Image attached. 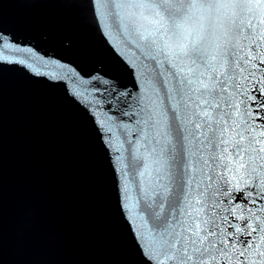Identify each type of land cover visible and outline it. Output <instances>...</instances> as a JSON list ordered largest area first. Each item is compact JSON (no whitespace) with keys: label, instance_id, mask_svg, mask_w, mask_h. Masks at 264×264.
<instances>
[{"label":"snow or ice","instance_id":"obj_1","mask_svg":"<svg viewBox=\"0 0 264 264\" xmlns=\"http://www.w3.org/2000/svg\"><path fill=\"white\" fill-rule=\"evenodd\" d=\"M86 6L131 83L2 27L0 80L15 69L62 89L92 121L140 264H264V50L252 47L264 45V17L242 25L241 45L209 54L191 40L169 46L164 21L137 12L146 0Z\"/></svg>","mask_w":264,"mask_h":264},{"label":"water","instance_id":"obj_2","mask_svg":"<svg viewBox=\"0 0 264 264\" xmlns=\"http://www.w3.org/2000/svg\"><path fill=\"white\" fill-rule=\"evenodd\" d=\"M86 3L3 0L0 27L75 60L85 71L118 67L131 83L132 72L110 45L112 37L101 35L105 20L99 19L98 28ZM249 3L235 45L199 35L192 0H146V8L137 12L148 26L154 18L164 21L169 46L191 40L214 54L244 42L242 25L253 14L264 17V0ZM173 24L182 30L173 31ZM64 39L72 41L71 49L62 47ZM252 47L264 50L259 42ZM117 199L109 155L83 110L62 89L5 69L0 80V264H140Z\"/></svg>","mask_w":264,"mask_h":264},{"label":"clouds","instance_id":"obj_3","mask_svg":"<svg viewBox=\"0 0 264 264\" xmlns=\"http://www.w3.org/2000/svg\"><path fill=\"white\" fill-rule=\"evenodd\" d=\"M250 7L249 0H192L191 17L199 35L235 45L240 42L239 22Z\"/></svg>","mask_w":264,"mask_h":264}]
</instances>
